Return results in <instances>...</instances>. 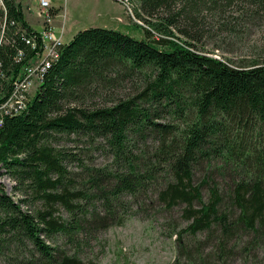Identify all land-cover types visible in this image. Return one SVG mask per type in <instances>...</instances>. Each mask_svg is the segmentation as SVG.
Returning <instances> with one entry per match:
<instances>
[{"label": "trees", "instance_id": "16d2710c", "mask_svg": "<svg viewBox=\"0 0 264 264\" xmlns=\"http://www.w3.org/2000/svg\"><path fill=\"white\" fill-rule=\"evenodd\" d=\"M131 1L134 19L149 24L144 39L78 32L60 47L27 109L3 119L0 170L26 195L14 201L0 182L3 264H97L79 252L153 200L166 211L183 207L187 225L172 264H228L264 245V62L232 66L174 32L188 36L191 24L200 37L202 12L233 2L264 24V0ZM5 2L9 18L28 27L21 5ZM15 33L11 27L13 43L0 49L7 75L17 69V50L30 52ZM126 81L139 83L132 96L106 99ZM63 138L79 153L52 146ZM89 148L109 162L85 163ZM200 234L214 247L206 257ZM183 235L193 251L180 244Z\"/></svg>", "mask_w": 264, "mask_h": 264}, {"label": "rangeland", "instance_id": "374dc122", "mask_svg": "<svg viewBox=\"0 0 264 264\" xmlns=\"http://www.w3.org/2000/svg\"><path fill=\"white\" fill-rule=\"evenodd\" d=\"M16 2L21 5L27 23L36 27L33 17L34 3L30 0H16ZM51 6L54 10L66 11L68 21L65 25L66 32L62 36L63 44H68L73 34L90 28H99L92 22L97 24L96 20L100 18H106L113 26L117 25L116 18L119 17L124 21L123 23L130 26L119 24L118 28L113 30L136 40L144 39L142 28H145L139 25L146 26L148 23L144 19L140 21L134 19L136 2L124 0V7L128 9L129 13H132L134 17L132 19L127 15L124 7L114 0H52ZM54 10L51 11L52 15L55 14ZM250 11L253 10L243 8L241 4L233 2L225 6L223 12H202L198 27V30L201 31L200 37L190 28L191 24L185 26L188 30L185 29L189 31L188 36L180 34L176 29L174 32L180 40L191 44L193 50L220 59L232 66L248 64L254 60L264 62V24L249 18L252 15ZM243 13L246 14L245 17L241 16ZM151 19H155V17ZM55 23L56 20H53V26ZM199 31L197 32L199 33ZM156 37L154 36L152 39H156ZM138 88V82H123L111 93H108L106 99H123L132 96ZM100 102L101 99H96L92 105H98ZM69 139L71 140V138ZM52 146L72 151V153H79L75 149V143L66 141L64 138L58 139ZM83 161L99 167L109 162L102 151L93 148H89ZM67 168L69 171H78L76 164H68ZM0 182L5 192L14 201H24V199L26 201V195L19 192L18 182L12 180L8 172L0 170ZM147 206L149 208L146 213L131 217L123 226H113L99 233L95 240H92L79 252L83 261H93L97 264H172L178 256L176 235H179L187 225V222L182 218L181 208L183 207L166 211L157 207L154 200ZM35 207L38 208L40 205ZM22 208L28 209L24 206ZM59 214L64 215V210L59 208ZM206 236V234H200L197 239L205 242ZM184 237L185 235L182 236L180 244L193 251L191 242ZM59 243L61 245V242ZM213 248L210 241L205 242L203 256L206 257ZM233 257L228 264H264V245L245 258ZM180 261L186 264L185 258H181ZM209 262L213 264L212 259H209ZM0 264H3L2 261Z\"/></svg>", "mask_w": 264, "mask_h": 264}, {"label": "built area", "instance_id": "2783aa9c", "mask_svg": "<svg viewBox=\"0 0 264 264\" xmlns=\"http://www.w3.org/2000/svg\"><path fill=\"white\" fill-rule=\"evenodd\" d=\"M51 1L30 0L34 3L33 17L36 27L41 28L38 30L34 25L27 23L28 27H24L10 19L5 0H0V49L13 43L7 36L11 27L16 30L14 35L23 38L25 45L30 48L28 54L17 50L15 54L17 69L11 71L9 75L4 72L0 63V126L3 119L20 115L22 105L34 95L38 84L54 63L60 47L64 45L61 41L62 29L58 33L53 26L56 13L54 15L51 13L53 10ZM114 1L124 7V0ZM124 9L131 19L134 18L127 8L124 7ZM139 26L150 30L145 25ZM152 33L157 36L154 32Z\"/></svg>", "mask_w": 264, "mask_h": 264}, {"label": "crops", "instance_id": "0c3cea01", "mask_svg": "<svg viewBox=\"0 0 264 264\" xmlns=\"http://www.w3.org/2000/svg\"><path fill=\"white\" fill-rule=\"evenodd\" d=\"M54 11L56 13V16L54 18V20H56L54 28L56 31L59 30V32L62 29V34H61V41H62V36L66 32L65 25H66V22L68 21V18L66 15V11H63V12H61L60 10H54ZM96 21H97L96 22L97 24H95V22H92V24L97 25L99 28L108 29V30H113L114 28H118L119 24H122L123 26H126V27L130 26V25L128 26L127 24L123 23L124 21L119 17L116 18L117 25H113V26L110 25V23L107 21L106 18H100V19H97ZM73 36L74 34L71 36V39L73 38Z\"/></svg>", "mask_w": 264, "mask_h": 264}, {"label": "bare ground", "instance_id": "6f19581e", "mask_svg": "<svg viewBox=\"0 0 264 264\" xmlns=\"http://www.w3.org/2000/svg\"><path fill=\"white\" fill-rule=\"evenodd\" d=\"M56 57H57V56H56ZM55 60H56V58H55ZM39 84H40V83H39ZM39 84H38V86H39ZM37 88H38V87H37ZM37 88H36L35 91H34V95H35V92H36ZM34 95H33V96H34ZM33 96H30V98L28 99V101H27L24 105H22L21 110H20V113H21L23 110L27 109V107L29 106L30 100L33 98Z\"/></svg>", "mask_w": 264, "mask_h": 264}]
</instances>
